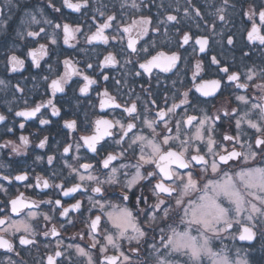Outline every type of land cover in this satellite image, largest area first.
Returning a JSON list of instances; mask_svg holds the SVG:
<instances>
[{
    "label": "snow or ice",
    "instance_id": "obj_1",
    "mask_svg": "<svg viewBox=\"0 0 264 264\" xmlns=\"http://www.w3.org/2000/svg\"><path fill=\"white\" fill-rule=\"evenodd\" d=\"M6 3L11 5L13 0H6ZM153 3L155 0H140V3L132 0L128 5L127 0H124L121 8L130 7L136 12L144 8L150 12ZM191 3L192 0H189ZM47 7L59 14L60 22L54 23L45 18L44 23L52 26L51 34L44 27H40L39 31L26 32V36L31 37L38 46L29 47L24 58L15 52L9 55L7 64L12 72L25 69L29 58L31 66L40 69L41 61L46 57H59L62 53L52 46L58 44L61 33L63 44L69 48H75L73 42H78L77 36L81 34L88 45L103 44L111 47L110 41H115L120 50L115 54L109 51L95 66L86 62L83 69H79V62L71 58L63 61L57 58V68L61 63L64 66L63 74L57 71L55 78L48 75L42 77L47 88L51 89L49 98L31 106L25 100L26 107L14 112L15 117L25 120L35 118L40 126L54 124L51 117H56L62 121L61 132L68 130L66 136L80 132L84 134L72 136V142L66 139L62 144L59 160L63 161V168L68 169L71 180L65 178L61 183H55L60 174L53 171L51 183L50 178L36 176L35 184H23L25 188L34 189L42 185L45 189H59L60 196L71 197L75 202L64 206L59 198L34 201L23 192L5 200L3 207H0V249L20 257L22 251L35 246L36 237L40 233L32 221L37 219L38 214L31 209L38 208L40 204H51V211H58L59 217L68 218L71 212H77L83 218L85 212L88 213L87 218L82 220L86 231L77 235L80 239L87 237L89 243L87 248L79 244H68L65 247L61 240H57L56 248L46 256V264H133V256L139 257L143 252L148 255L144 261L138 260L137 264H264V66L257 69L245 65L246 71L233 70V65L225 63L221 58L223 53L212 52L209 35L185 31L178 41V49L192 41L193 51L205 54L207 63L202 58L196 60L192 70V88L174 94L170 106L167 96L164 98L165 107H159L157 101L151 99L150 103L156 105V112L150 119L146 113L151 109L147 103L142 109L138 107V97L137 100L121 104L107 86L102 91L92 86H99L101 81L111 79L105 70L119 63L118 55L125 56V65L133 63V55L136 57L135 64L143 70H135L132 74L136 77L147 73L151 79L154 69L161 73L173 70L179 72L177 65L184 58L178 50L170 53L156 51L153 55L152 49L157 48L155 40L150 45L141 44L150 32L160 33L164 25L175 27L179 23L178 16L165 9L162 19L159 16L154 19L151 14L142 13L139 18L129 17L128 23L122 15L118 20L115 12L106 15L103 10H98L99 17L104 19L97 22L98 16H91L92 23L87 25L88 32H84L80 23L65 22L67 16L63 9H71L83 15L90 7V0H60V6H57L55 0H47ZM157 7L164 8L163 4ZM229 10L239 15L241 22L246 24L244 30L247 41H258L264 45V0H222L208 29L215 32L217 20L229 23ZM40 11L43 14V10ZM188 11V8L184 9L185 16ZM194 13L201 20L205 19L200 8H194ZM2 14L3 9L0 8ZM39 23L35 15L30 17L29 26ZM93 28L95 31H92ZM109 29L113 30L110 36L106 34ZM180 31L177 28V32ZM17 34L21 39L25 36L23 33ZM163 34L167 36V28ZM217 35L222 38L218 43L226 42L227 46H234L233 34L225 37L220 32ZM40 39L47 42L40 43ZM248 55V52H243V56ZM48 69L52 71L50 63ZM213 71L218 78L206 79L201 75ZM73 77L80 79L73 80ZM4 83L0 80V85ZM115 83L121 85L122 82L118 79ZM124 83L127 84L126 81ZM141 88L151 97L150 89L143 88V85ZM69 89L72 96L64 101L69 105L65 109L64 104L57 100V94L67 97ZM253 89L259 95L252 96ZM16 90L24 92L19 85ZM77 90L80 96L85 97L90 91H95L100 97L101 111L106 108H122V119L110 120L105 116L91 121L85 117L82 122H78V118L66 119L71 114L72 99L77 100L78 106ZM225 90H230L229 96L239 102L235 107L224 108L222 112L217 108L215 114L199 108L201 104L216 107L214 101L217 95L223 96ZM234 90L245 91L240 94ZM189 109L199 114H192ZM8 120V116L0 113V124L4 126L5 135L15 134L17 123L19 129L25 128V123L15 120L9 126ZM225 122L230 128L234 126L235 132H223L218 141L215 133ZM244 124L251 130L250 133L245 132L242 127ZM18 141L5 140L0 143V149L11 148V155L27 156L31 143L29 137L20 135ZM46 147L50 148L48 135L39 139L35 145L38 149ZM82 148L92 155L82 157ZM69 153L74 155L69 156ZM43 159L41 155L35 156V161ZM72 160L76 163H71ZM56 161L57 155H47L48 165L55 167ZM91 161H95V164ZM0 180L7 181L9 185L13 182H27L29 171L27 167L19 168L15 174H0ZM105 185L119 187L117 201L107 198L109 189ZM89 191L96 195L87 197L89 206L84 208L83 201L76 197L84 196ZM0 192L7 196L9 189L0 184ZM13 215L21 218L13 219ZM40 215L49 223L54 219L48 213ZM66 224L76 226L74 220L66 219L60 223V227L65 228ZM42 235L59 237L61 233L53 224ZM226 240L231 243H225ZM121 241H127L130 245L134 242V246L128 249L132 255L122 250ZM237 241L244 243L237 244ZM109 247L117 254L108 255ZM73 249L76 258L69 251ZM90 249H97L95 259ZM257 252L260 253L259 257L255 255ZM7 264H25V261L23 258L14 260L8 256ZM41 264H44L43 259Z\"/></svg>",
    "mask_w": 264,
    "mask_h": 264
},
{
    "label": "flooded vegetation",
    "instance_id": "obj_2",
    "mask_svg": "<svg viewBox=\"0 0 264 264\" xmlns=\"http://www.w3.org/2000/svg\"><path fill=\"white\" fill-rule=\"evenodd\" d=\"M0 8H2L3 0H0ZM57 6H60V0H55ZM73 2H78V0H73ZM124 0H90V7L88 10L84 11V14L72 12L71 9H63L65 15L67 16V21L65 22H73L80 23L84 32H88V24H91L92 21L90 19L91 16H98V21L100 22L104 19V17H99L98 10H103L105 14H111L115 12L117 14L118 20L121 15L124 20L130 23L129 17L139 18L140 14H151L154 19L159 16L161 19L164 15V10L167 9L168 12L175 14L178 16L179 23L172 27L170 25H164L161 27L160 33H152L150 32L148 36H145L141 41V44H151V41L155 40L157 42V48L152 49V54L154 55L156 51H165L170 53L171 51H179L184 59L177 65L179 68V72L173 70V72L169 73H161L158 70H153V75L151 79L148 74L145 73L140 77L134 76L132 73L135 70H139L143 72L142 69L138 68V65L135 64L136 57L133 55L131 59L133 60L132 64H124V55H118L117 59L119 63L115 67H109L105 71L110 75L111 79L107 82L101 81L100 85H93V88L99 87L100 90H103V87L107 86L112 95L117 97V102L123 104L125 102H130L131 100H137L138 107L141 109L147 103L150 112L146 113L148 118H152L155 116L156 105H152L150 103L151 99H155L157 101V105L159 107H165L164 98L168 97L169 105H171L172 97L178 91L182 92L187 90L188 88H192V70L194 69L196 60L198 58L204 59L205 63H207V57L203 53H199L197 51H193V42L190 41L189 45H186L184 48L177 47L178 41L180 37L183 35V32L190 31L193 34L197 35H209L210 37V45L213 53H223L222 59L225 63L229 65H233V70L239 69L241 72L246 71L245 65L248 67L255 66L257 69L264 66V45H260L258 41L250 43L246 39L245 27L246 24L241 22V17L239 15H235L231 13L229 10V23H224L220 21H216L217 27L215 32H212L208 29V24L211 23L213 19H215V11L216 8L221 6L222 0H202L204 12L203 16L204 20H201L199 17L195 16L194 13V0L189 4V0H155V3L150 5L149 9L141 8L140 12H136V10L126 7L124 9L121 8V4ZM132 0H127V4L130 5ZM137 3H140V0H137ZM163 4L164 8L158 9L157 5ZM188 8V15L185 16L184 9ZM43 10V14H41L40 10ZM179 9V11H176ZM83 11V10H82ZM0 15V80H3L5 83L0 85V113L5 114L9 117L8 124L11 126L13 120L17 122L25 123L24 129H19L18 123L15 129V134H4V126L0 124V143H3L5 140L11 139L18 141V137L20 135H26L29 137L31 143L29 145V154L27 156H13L11 155V148L0 149V165H4V167H0V174H12L16 173V170L19 168L27 167L29 171V181L27 182H13V184L9 185L7 181L0 180V184H3L6 188L9 189L8 195L5 196L3 192H0V207H3V202L9 198L15 197L19 192H23L26 197L30 198L34 201L41 200H55L57 198L61 199L64 202V206H68L70 203H74L75 201L71 197H62L59 194V189L54 188H43L42 185L36 188H25L23 186L24 183L35 184L36 176H44L50 178L53 171L59 173L60 175L55 179V183H61L65 178L71 180V177L68 176V169L63 168V161L59 160V156L62 153V144L67 139L68 142H72V136H79L84 134L83 132L74 133L72 136H66L67 129H64L61 132L62 121L59 118L51 117L55 121L54 124L48 126H40L38 121L35 118L31 120H25L22 117H15L14 112L17 110H22L26 107L24 101H28V105L31 106L33 103H39L41 100H46L51 95V89L47 88L46 82L42 79L43 76L48 75L50 78H55L57 71L60 74L64 72V66L61 63L59 68H57V58L60 61H63L65 58H71L73 61H78L77 67L79 69H83L85 63H92L94 66L98 63V61L103 60L104 56L107 55L109 51L115 53L119 52V45L115 41H110V45L103 44H94L88 45L84 41V37L81 34H78L77 41L75 43V48H69L67 45L63 44L62 33L58 38V44L52 46L56 48L62 54L57 57L56 55H52L50 57H46L45 60L41 61L42 67L37 69L31 66L30 58L26 60L25 69L12 72L10 70V66L7 64V57L11 55L13 52L15 54L24 58V54L28 51L29 47L38 46L35 45L32 41L31 37L26 36V32L28 30L39 31L40 27H44L46 31L51 34L53 29L51 25L45 24V18L53 20V22H60V16L57 13H54L51 8L47 7V0H29L28 4V14L24 21L21 23L15 21L16 15L13 14L12 18L6 23L5 31H2V23L3 16ZM32 15L36 16V19L40 21L39 24H31L30 17ZM207 21V23H206ZM20 23V24H19ZM12 25V26H11ZM199 25V27H197ZM9 26L12 28L10 31L8 30ZM168 29V34L165 36L164 29ZM177 28L181 29L180 32H177ZM95 31V28L92 29ZM223 32L226 37L229 34H233L234 36V46H227L225 43H218L217 41H221V36L217 35V33ZM17 33L25 34L24 38L21 37ZM107 35H112L113 30L109 29L106 31ZM44 34L42 33L41 36ZM135 35V33H133ZM39 39V38H37ZM40 43H46L47 41L44 39L39 40ZM140 45H138L139 47ZM198 49V46H196ZM243 52H248L249 55L247 57L243 56ZM143 55V54H141ZM187 62V65H186ZM52 65V71L49 72L48 64ZM99 70H97L98 72ZM89 74L92 75L91 70H89ZM206 79L210 78H218L213 71L211 74L202 73ZM223 75V74H221ZM158 77V80H157ZM80 79L79 77H73V80ZM121 80V85H117L115 83L116 80ZM127 82L125 84L124 82ZM175 82V83H174ZM199 82V78L197 80ZM50 83V80L48 81ZM19 85L24 89V92H18L16 90V86ZM150 89L152 95L149 97L148 92L144 91L141 88ZM47 88V90H46ZM230 90H225L224 95H217L214 103L216 107H212L211 104H201L199 108H204L208 110L210 113L215 114L216 109L220 108L221 112L224 108L235 107L239 102L234 100V97L229 96ZM239 92L240 94H244L245 90H234ZM193 93L195 90L193 89ZM76 95L79 96V103L77 106V100L72 99V110L69 116L65 118H78V122H82L85 120V117L89 121L95 120L99 116H105V118L110 120L122 119L123 110L122 108H106L104 111H101L99 108V98L95 91H90L87 97L80 96L78 90ZM195 95H199L196 93ZM251 95L256 96L259 93L253 89L251 90ZM72 96L71 89L68 90V96H64V94L58 93L57 100L60 103L64 104V108L67 109L69 105L64 103V101ZM191 96V94H190ZM204 99V98H201ZM231 101V103H229ZM242 107V106H241ZM9 109H12L9 112ZM43 111V110H42ZM177 111H181L177 109ZM189 112L192 114H199L196 112H192L189 109ZM106 113V115H105ZM50 116V112H49ZM179 117H174L173 119H178ZM234 125V122H233ZM243 129L246 133H250L251 130L248 129L247 125H242ZM194 131V129H192ZM225 131H230L234 134L235 129L234 126L230 128L227 122L220 125L215 133V138L219 141L221 134ZM48 135L50 139V148L46 147L45 149L35 148V145L39 142V139L43 138V136ZM246 138V137H245ZM59 142V144L57 143ZM239 147V146H237ZM55 154L58 157V161L54 162L55 167L47 164V155ZM41 155L44 157L42 161H35V156ZM74 155V153H69V156ZM80 155L82 157H88L92 154L87 151V149L82 148L80 150ZM71 163L75 164L76 161L72 160ZM81 162H84L83 160ZM95 164V161H91ZM134 162V161H133ZM117 163V162H114ZM83 171V170H81ZM107 171V170H105ZM103 178V177H102ZM106 188L109 189L107 192V198L112 201H117L119 197L120 189L118 186L109 187L105 185ZM114 188V190H113ZM89 195H96L89 192H86L84 196L77 195V199H81L83 201L84 208H87L88 200L87 197ZM98 198V197H97ZM53 205L51 204H40L38 208H33L31 211L36 212L37 219L32 221L33 226L36 231L40 233L36 239L37 244L35 246H31L28 250H24L21 252V256L17 257L15 253H6L4 249H0V264H7V257L11 256L14 260H19L23 258L25 264H41L43 259L44 264H46V256L50 254L56 248L57 240H61L63 246H67L68 244H79L82 247H88L89 240L87 237L85 239H80L77 233L81 231H86L85 224L82 220L86 219L88 213L85 212L83 218L80 217L79 213L71 212L68 218L59 217V213L51 211ZM95 212V210H93ZM41 213H48L52 215L54 219L51 223L43 220ZM13 219H20L21 217H17L13 215ZM66 219H72L75 221V227L70 225H65V228L60 227V223L64 222ZM53 224L56 225L57 230L60 231L61 235L59 237H44L42 232L44 230L50 229ZM182 227V226H181ZM66 229V230H65ZM98 239H102L101 237H97ZM239 242V241H238ZM18 244V241H16ZM243 244L244 242H239ZM122 250L126 252L128 255H132V253L128 252L129 247L134 246V242L130 245L127 241H121ZM45 245H48L45 247ZM17 250H20L19 248ZM63 250V249H61ZM73 253V258L75 257L74 249L69 250ZM95 259L97 254V249H90ZM108 255L117 254L111 247H109ZM148 255L147 252H143L139 257L133 256V264H137V261H144L145 256ZM60 259V258H58ZM82 259V258H79ZM100 259H103V256H100ZM149 260L151 257L149 256Z\"/></svg>",
    "mask_w": 264,
    "mask_h": 264
},
{
    "label": "rangeland",
    "instance_id": "obj_3",
    "mask_svg": "<svg viewBox=\"0 0 264 264\" xmlns=\"http://www.w3.org/2000/svg\"><path fill=\"white\" fill-rule=\"evenodd\" d=\"M28 1L29 0H13V3L11 5H8L6 3V0H3L2 9H3V13L5 16L3 15L4 17L2 19L3 20L2 31H5L6 23H8L9 20L12 18L13 14H14V9H17L21 4L27 3ZM27 14L28 13H26V16H27ZM225 243H231V242L226 240ZM237 244H240V243L237 241Z\"/></svg>",
    "mask_w": 264,
    "mask_h": 264
},
{
    "label": "trees",
    "instance_id": "obj_4",
    "mask_svg": "<svg viewBox=\"0 0 264 264\" xmlns=\"http://www.w3.org/2000/svg\"><path fill=\"white\" fill-rule=\"evenodd\" d=\"M4 4V3H3ZM28 4H29V1L27 3H23L21 4L17 9H14V15H16L15 17V21L18 20V22L21 23V21L23 22L24 19L26 18V13H28ZM200 8L201 9V12L203 14V10H204V7H203V3H202V0H194V8ZM11 21V20H10ZM12 22V21H11ZM19 23V24H20ZM12 26V25H11ZM11 26H9L8 30L10 31V29L12 28ZM257 257H259L260 253L257 252L255 254Z\"/></svg>",
    "mask_w": 264,
    "mask_h": 264
}]
</instances>
